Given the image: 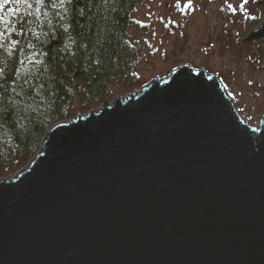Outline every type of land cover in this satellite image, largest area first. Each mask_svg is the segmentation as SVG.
<instances>
[{"label": "water", "instance_id": "1", "mask_svg": "<svg viewBox=\"0 0 264 264\" xmlns=\"http://www.w3.org/2000/svg\"><path fill=\"white\" fill-rule=\"evenodd\" d=\"M116 97L0 181V264H264V122L187 65Z\"/></svg>", "mask_w": 264, "mask_h": 264}, {"label": "trees", "instance_id": "2", "mask_svg": "<svg viewBox=\"0 0 264 264\" xmlns=\"http://www.w3.org/2000/svg\"><path fill=\"white\" fill-rule=\"evenodd\" d=\"M146 1L24 0L12 12L0 38V178L35 158L49 129L110 100L115 82L138 87L150 29L136 21ZM30 57L38 62L27 65Z\"/></svg>", "mask_w": 264, "mask_h": 264}, {"label": "rangeland", "instance_id": "3", "mask_svg": "<svg viewBox=\"0 0 264 264\" xmlns=\"http://www.w3.org/2000/svg\"><path fill=\"white\" fill-rule=\"evenodd\" d=\"M261 1L263 0L146 1V8L139 9L138 20L134 16L137 26L146 23L150 29L146 36V53L141 46L144 57L146 55L148 60L143 63L136 61L134 70L140 73L141 82L137 88L130 90L125 84L118 85L115 82V94L106 102L111 104L116 95L126 98L137 94L154 79H167L173 71L187 65L196 72L204 70L208 76H217L240 118L252 128H259L260 123L264 122V46L262 40L245 38L264 21V1ZM19 5L15 0H9L8 3L0 0L1 39L5 37L6 30L13 27L10 24H13L12 17L15 15L10 11ZM257 17L259 20L253 24ZM142 35L144 34H138L136 38H141ZM141 57L143 59L142 54ZM34 62H38V58L30 57L27 65ZM2 67L0 61V71ZM102 104L92 110L98 111ZM30 163L25 162L18 172L11 177L0 178V181L13 180Z\"/></svg>", "mask_w": 264, "mask_h": 264}, {"label": "snow or ice", "instance_id": "4", "mask_svg": "<svg viewBox=\"0 0 264 264\" xmlns=\"http://www.w3.org/2000/svg\"><path fill=\"white\" fill-rule=\"evenodd\" d=\"M9 0H4V3H8ZM16 3H21V2H24V0H15ZM51 2L55 3L56 0H51ZM66 2H71V0H59V4L62 6L64 3ZM34 3L36 4H43L44 3V0H34ZM186 6H190V5H186ZM2 46V45H0ZM3 117L0 116V121H2Z\"/></svg>", "mask_w": 264, "mask_h": 264}, {"label": "clouds", "instance_id": "5", "mask_svg": "<svg viewBox=\"0 0 264 264\" xmlns=\"http://www.w3.org/2000/svg\"><path fill=\"white\" fill-rule=\"evenodd\" d=\"M16 8H17V7H16ZM15 10H16V9L11 10L10 12H13V11H15ZM48 131H49V130H48ZM43 141H44V139H43ZM42 143H43V142H42ZM41 148H42V146H41ZM40 150H41V149H40ZM37 155H38V154H37ZM37 155H36V156H37ZM35 158H36V157H35ZM35 158H34V159H35ZM34 159H33V160H34ZM33 160H32V161H33ZM31 163H32V162H31ZM31 163H30V164H31Z\"/></svg>", "mask_w": 264, "mask_h": 264}]
</instances>
